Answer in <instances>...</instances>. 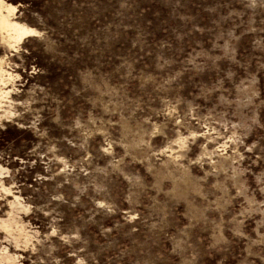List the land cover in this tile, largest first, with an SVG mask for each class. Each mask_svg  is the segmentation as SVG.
Masks as SVG:
<instances>
[{"label":"rangeland","instance_id":"rangeland-1","mask_svg":"<svg viewBox=\"0 0 264 264\" xmlns=\"http://www.w3.org/2000/svg\"><path fill=\"white\" fill-rule=\"evenodd\" d=\"M4 1L0 264H264V0Z\"/></svg>","mask_w":264,"mask_h":264},{"label":"bare ground","instance_id":"bare-ground-1","mask_svg":"<svg viewBox=\"0 0 264 264\" xmlns=\"http://www.w3.org/2000/svg\"><path fill=\"white\" fill-rule=\"evenodd\" d=\"M15 10L16 9L13 5L6 3L4 0H0V36L1 39L8 44L19 43L23 38L34 36L37 33L36 30L13 20L12 17L14 15ZM1 63L2 62L0 60V109H3L4 106L7 107L3 109V115L0 114V120L2 118H8L12 114L11 106L13 105V100L11 94L12 92H14V89L12 87L9 88L6 85L9 82L11 86H14L13 82L14 78L16 77L13 76L11 73H8L3 70ZM1 172L2 167H0V175L2 174ZM0 192H2L3 195L11 196L10 188H6L4 183H0ZM12 198L13 200L8 204L10 210L8 211L7 219L0 220V227L5 231L10 230L11 221L9 219L13 214V209L17 206L23 207L18 202V197L13 195Z\"/></svg>","mask_w":264,"mask_h":264}]
</instances>
